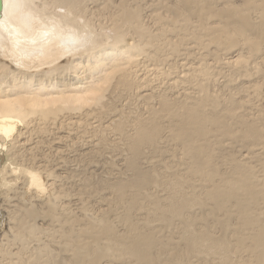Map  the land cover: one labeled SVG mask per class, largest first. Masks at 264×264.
Masks as SVG:
<instances>
[{
    "label": "bare ground",
    "instance_id": "obj_1",
    "mask_svg": "<svg viewBox=\"0 0 264 264\" xmlns=\"http://www.w3.org/2000/svg\"><path fill=\"white\" fill-rule=\"evenodd\" d=\"M2 2L3 8L0 11V212L7 216V225L11 224L10 221L13 224L11 227L6 226L9 229L2 238L13 243L7 247L6 242L4 244L0 241V253L4 256L11 255V259L13 256L27 252V249L30 250L26 248V245L30 243H27V237L38 236L40 227L37 221L42 216L54 218L53 213L59 209L68 219L75 217L70 203H65V190L60 189L62 185L57 183L65 176L57 174L55 169L52 170L49 166H53L54 163L53 148L60 145L68 148L71 145H77L75 140L71 139L73 128H84V124L88 127L87 122L90 120L88 118L92 117L95 123H98L97 125L94 123L92 127L95 130L101 128L99 122L108 119V115L116 114L113 124L121 138L123 137L120 139L124 141L129 153L128 159L126 158L124 162L129 160L128 171L135 170L137 176L131 181L128 180L130 182L126 184L118 181L109 185L116 189L119 201L128 197V200H125V209L128 212L135 211V208L140 206L139 199L144 196L143 191L154 182L152 175L149 176L150 172L147 175L143 170L140 171V166L137 168V165L143 146L155 141L159 133L162 134L164 130L160 128L162 122L160 124L158 122L162 117L158 111L170 113L173 108L179 107L175 108L177 110L174 112L177 120L171 114L175 118L171 117L175 120V127H171L174 129L172 135L175 134L174 140L183 142L182 146L186 147L187 154L197 162L192 163L196 167L203 168L206 162L200 157H207L206 145L195 146L197 138L210 139L208 133L210 134L214 128H225L223 129L225 133H230L227 117L219 114V106L222 103L218 94L211 95L205 88L199 89L202 95L199 93L200 96L191 105L187 102L181 105L179 101L175 104L177 98L173 102V99H168V95L166 98H160L164 95L159 94L158 102H156L159 103L157 109L150 107L151 110L148 108L147 111L148 115L143 114L133 120L124 118L127 116H123L121 111L124 112V110L119 108L121 107L119 103L123 100L121 98L124 97V100L146 99L147 103H153V100L147 101V97L148 100L151 99L149 96L151 97L152 94L141 96L139 90L145 84L147 86L142 87L141 93L146 92L147 89V92L150 89L152 92V87L155 85L142 78L144 72L143 75L138 73L141 71L139 57L153 47L154 35H182L183 32L195 29L199 33L201 30L205 34L213 35L222 22L218 25H213L211 22L227 19L236 20L238 23L233 27L224 25L216 32V40H220L222 34L229 37L233 33L240 35L244 33V35H261L262 41L259 44L264 45V0H2ZM254 48L257 49V45ZM231 59L233 61L226 64L239 66L247 63L240 59V53L237 51L233 52ZM205 70L199 72L207 79L208 71ZM162 84L163 89L164 83ZM160 87L157 86L156 89ZM133 93L136 94L132 95ZM156 93L154 90L153 95ZM162 93L164 94V91ZM155 99L154 102L157 101ZM234 103L235 100L233 101L230 97L222 111L225 112L224 116L236 115L235 110L238 107L236 105L233 107ZM208 105L213 107L212 112L207 111ZM107 106H110V110L104 113ZM161 113L163 115L165 112ZM101 115L106 117L101 118ZM241 117H238V122L245 124L248 119ZM110 125L111 123H106L105 129H109ZM254 125L257 124L251 123L249 129H244V135L258 139L259 132ZM128 126L133 133L127 131ZM161 129L162 132H160ZM261 130L263 133L264 129L261 128ZM44 131H47L46 136H49L48 140H51L49 146L46 145V148L50 150L48 154L44 153V140L40 139ZM65 131L66 135H61ZM47 159L51 164L43 166ZM64 160L67 162L66 159ZM194 165L192 167H195ZM63 167L59 165L57 169L63 171ZM215 177L214 172H206L205 178L214 181ZM147 192L146 196L150 198L148 195H152V192ZM179 194L173 193L166 202L164 199L163 201L153 200V205L157 211H160L157 212L160 219L165 221L173 217L174 220L175 217H180L184 213L189 215L188 212L194 211L193 207L196 205L205 204V200L201 201L197 196V191L187 192V197L183 198ZM251 194L253 189L249 181L244 178L222 180L205 190L207 199L218 210L226 209L224 204L230 199H236L241 216L247 220L244 223L246 225L251 224L252 221L254 224L256 220L249 213L250 208L246 207L244 198L241 196ZM189 195L192 197H188ZM61 200L64 202L59 204ZM12 211L16 213L14 216L11 215ZM100 214L102 218L99 221L92 217L90 219L93 221L86 219L91 221L87 226L91 223L93 225L99 223L110 236V238L107 237L106 244H100L97 240L96 246L91 247L88 242H83L73 251L74 259L72 254L64 260L65 257L62 255L60 257V253H68V249L61 247V252H55V254L53 252L52 256L56 257L53 259L47 251L48 247L40 248L33 243L36 253L32 252L29 259L21 260V264H54L55 261H58V264L67 262L102 264L103 261L109 262L108 258L111 259L113 256L120 257V261L123 260V262L139 264L153 262L176 264V260L183 259L180 255L174 260L168 258L161 260L159 256L163 257L164 254L153 253V249L158 244L155 237L157 234L143 230L137 233L134 228L137 224L134 223L131 215H124L121 219L125 222L129 233L118 234L116 237L117 230L107 218L108 210H101ZM9 216L12 217L11 220ZM189 220L187 222L192 223ZM188 223L185 222L186 240L184 238L187 252L196 253L199 250L201 253L202 247L212 251L216 246L225 245L213 236L207 237L204 232L194 234L191 231L192 225ZM23 229L29 232L26 233L27 236L22 233ZM251 239L257 254L264 255V233L255 234L254 237L252 234ZM40 242L38 240V244ZM256 246L259 247V252ZM163 247L166 248L165 245ZM162 248L160 250L164 253ZM126 255L134 257L133 260L124 258ZM182 259L178 260L181 264L184 262ZM223 261L224 264L228 262L225 257ZM223 261L221 260V263ZM4 263L0 261V264Z\"/></svg>",
    "mask_w": 264,
    "mask_h": 264
},
{
    "label": "rangeland",
    "instance_id": "obj_2",
    "mask_svg": "<svg viewBox=\"0 0 264 264\" xmlns=\"http://www.w3.org/2000/svg\"><path fill=\"white\" fill-rule=\"evenodd\" d=\"M221 22L222 24L216 28L213 35L205 34V32L201 30V33H199L196 29L183 32L182 35H154L153 47L147 49L142 53L143 55L141 54L142 56L139 57L141 62L139 69H141V71L138 74L143 75L142 73L144 72L142 78L155 86L152 85V92H150L151 89L149 88L150 90L148 92L147 89L146 92L141 93L143 90L142 87L147 86L143 83L144 85L141 86L139 90L140 93L139 91L137 92L141 96H144V94H152L153 97L149 96V98H151L149 100L147 97V101L153 100L154 104L152 102V104L147 103L146 99L139 100V98H136L135 100L131 98V100H124V97L121 98V100L123 99V103L119 101L121 105H119L118 102L116 103L117 106H121H118L121 110H124V112L121 111L123 116H127L124 118H132L133 120L138 116H143V114L148 115V108L149 110L154 107L157 109L159 103L156 102H158L157 95L159 94L164 95L162 97L160 96V98H166L168 95V99H173V102L174 99L177 98L178 100L175 99V104H178L176 101H179L181 105L186 102L191 105L193 101H196L200 96L199 93L202 95V91L200 92V90H202L201 88L208 90L207 92L211 95L215 94L217 96L218 94L222 103L219 106V114L220 116L222 115V117H227L226 121L229 124L230 133L226 134L227 132L225 133L223 130L225 128H214L210 134L208 133L210 139L205 140V137L197 138V142H195L196 147H200L202 144L207 147V157H200L206 162V165L201 168L199 165V167H196L193 164L195 167H192L193 161H196L187 154L186 147L182 146L183 142L176 139L174 140L175 134L172 135L174 130L172 128L175 127V120L178 119L174 116V112L179 107H175L177 109L173 108V111L170 113L163 110L158 111L162 116H159L161 119L158 118L160 120H158V122L159 124L162 122L160 128L164 130L162 132L161 129L160 132H162L163 135L159 133L155 141L143 146L137 165V168L138 166L142 168L139 167L140 171L143 170L146 174L150 172L149 176L152 175L154 182H152L147 190H144L145 192L143 191L145 198H143V196L139 199L140 206L137 209L135 208V211L129 210L128 212L126 211L127 209H125V200H128V197L122 198L119 201L118 199L120 198L118 197L116 189L111 188L109 185L118 181H122V183L126 184L137 176L135 170L132 169L134 174L131 169L130 172L128 171L130 168L128 165L129 160L128 162H124L126 158L128 159L129 153L125 148L124 141L121 140L123 137L121 138L117 130H115L113 121L116 118V114L114 115L113 113L108 115V119L99 122L101 128L95 130L92 128L95 121L92 117H87L90 119L87 122V124H89L88 127L84 124V128H73L74 132L71 134V139L75 140L77 145H71L69 148L60 145L53 148L52 156L54 157V163L53 166H49L52 170L55 169L57 174H61L67 178H63V180L57 183L58 185H62L60 189L65 190V203H70V206H72L71 209L74 210L75 217H72L73 219H68L64 214L62 215V211L59 209L53 213L54 218L50 216L46 217V215H44V217L42 216V218L37 221V225L40 227V233H37L38 236L27 237V243H30L26 245V248H30V250L27 249V252L20 253L16 257L13 256L12 259L10 258L11 255L4 256L0 253V261H3V263L5 262L4 264H21V260L29 259V255L31 256L32 252L36 251L33 249V243L40 248L46 249V247H48L49 250L47 251L53 259H56V257L52 256L53 252L54 254L55 252H61V247L68 249V253H60V257L61 255L65 257L64 260L72 254L74 259L73 251L78 248V245L83 244V242H88L91 247L96 246L97 240H99L100 244H106L108 242L107 237L110 238V236L101 228L100 224L97 223L93 225L91 223L90 226H87V224L93 221L90 219L91 217L99 221V219L102 218L100 214L101 210H108L109 214L107 218L109 223L115 226L117 230L116 237H118V234L124 235L129 233L125 226V222L121 220L124 215L132 216L134 223L137 224L138 227H134L137 233L152 231L154 235L157 234L155 237L158 244L153 249V253L155 252L159 255L160 253L164 254V258L159 256V258H162L161 260L165 258L174 260L181 255L183 259H179H182V262L184 261L182 264H224L223 257L228 260L227 264H264V255H260V253L259 255L257 254L253 246V240L251 239L252 234L254 237L255 234L264 233V131L262 133L261 130V128L264 129V45L259 44L262 41L261 35H244V33L243 35L233 33L229 37L222 34L221 39L216 40V32L224 25H231L233 27L238 23L236 20L227 19L222 21L215 20L211 23L213 25H218ZM165 26L167 28V25ZM256 45L257 49L254 48ZM235 51L240 53V59L247 63L239 66H230L231 64H226L227 62H231L232 54ZM158 53L159 56L156 57ZM177 58L181 59L178 60ZM210 64L212 65L210 66ZM203 69L208 71L209 78L206 79V76L199 72ZM162 83H164L165 87H163V89ZM157 86L161 87L156 89ZM159 89L163 90L164 94L162 93L163 91ZM154 90L155 93L157 92L158 94L156 93V95H153ZM134 94L136 93L132 95ZM187 96L189 97L186 98ZM230 97L233 101L235 100L232 106L235 107L236 105L238 107L235 110L236 115L233 117L224 116L223 114L225 112H222L226 104H228V99ZM154 98H156L155 100L157 101L154 102ZM128 102L132 104L129 103V105ZM109 107L110 106H107L104 113L110 110ZM150 107L152 108L150 109ZM207 111L212 112L213 107L210 105L207 107ZM161 112H165L166 114L164 113L162 115ZM102 117H106V115H101V118ZM171 117L175 120L173 118L171 119ZM238 117L245 118L246 120L248 119V121L243 124L241 121L238 122ZM106 123H111L109 129H105L104 126ZM251 123L257 124L254 125V127L259 132L258 139H253L244 135V131L249 129L248 127ZM97 124L98 123H95V125ZM127 131L133 133L130 126H128ZM46 135L47 131H44L40 139L45 142L44 153L48 154L50 150L46 147L49 146L51 140H48L50 138ZM61 135H66V131ZM166 137H168V139ZM55 151H57V153ZM64 159H66L67 162H65ZM43 164V166H48V164L51 163H49L47 159ZM59 165L64 166L63 171L57 169ZM205 171L214 172L216 175L215 180L212 181L205 178ZM238 178L247 179L253 189V194L241 197L244 198L246 207L250 208L249 213L254 217L253 219L256 220L254 224L253 221L251 224H244L247 220L241 216L240 208L236 204V199H230L226 202L224 204L226 209H223V211L216 209L205 195V190L209 189L214 183L221 182L222 180H236ZM125 187L127 186L125 185ZM147 191L152 192L154 197H152V195L148 196L153 199L146 196ZM195 191H197V196L201 201L205 200L203 206L199 205V207L196 205L193 207L194 211L191 210L192 212H188L189 215L184 213L180 217H175L174 220L173 217H169V220L165 221L164 219H160L159 213H157L160 211H157L155 205H153V200L156 201L157 199L158 201L159 199L163 201L164 199L166 202V199L173 193H180L179 196L183 198L187 197V192L193 193ZM188 197H192V195ZM62 201L63 200H61L59 204H61ZM14 213L15 211H12L11 215L13 214L12 216H14L16 214ZM0 216V220L2 221H0V241L4 244L6 242L8 247L13 242L3 240L2 235L5 236L9 229L7 227H11L13 224L12 221H10L11 224L9 223L10 225H7V216L1 212ZM9 218L11 220L12 217L9 216ZM86 219L91 221L89 222V220L87 221ZM191 219L194 220L192 221ZM187 220L192 223H188ZM166 221L169 222L167 223ZM185 222L192 225L191 231H193L194 234L197 235L199 232H204L207 237L210 238L213 236L217 240L225 243V245L216 246L212 251L206 250L205 247L203 248L201 246V253H199V250L196 253L187 252L186 249L188 248L185 244ZM22 233L27 236L26 233L29 232L23 229ZM38 240L41 241V244H38ZM126 241H128V239H126ZM159 244L161 246L165 245L166 248L163 246L162 248ZM160 248L164 250V253ZM257 251H260L259 247H257ZM20 255L23 256L21 257ZM113 255H115V253ZM17 257H21L22 259L20 258L18 260ZM124 258L133 260L134 257L126 255ZM108 260L109 262L103 261L102 264H139L130 261L123 262V260L120 261V257L116 258L114 256L111 259L108 258ZM178 260H176V264H181ZM221 260L223 261L222 263ZM57 262L58 261H55L54 264H58ZM66 264L70 263L67 262ZM152 264L157 263L153 262Z\"/></svg>",
    "mask_w": 264,
    "mask_h": 264
},
{
    "label": "water",
    "instance_id": "obj_3",
    "mask_svg": "<svg viewBox=\"0 0 264 264\" xmlns=\"http://www.w3.org/2000/svg\"><path fill=\"white\" fill-rule=\"evenodd\" d=\"M2 8H3V2L2 0H0V11L2 10Z\"/></svg>",
    "mask_w": 264,
    "mask_h": 264
}]
</instances>
